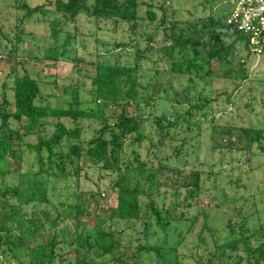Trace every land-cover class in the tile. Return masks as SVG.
<instances>
[{
  "label": "rangeland",
  "instance_id": "rangeland-1",
  "mask_svg": "<svg viewBox=\"0 0 264 264\" xmlns=\"http://www.w3.org/2000/svg\"><path fill=\"white\" fill-rule=\"evenodd\" d=\"M142 1L141 19L131 35L123 32L122 26L112 30L114 22L91 20L86 12L75 19L58 13L55 0H0V102H8L9 112L13 111L10 82L22 74L21 65L39 82L42 94L38 104L56 106L65 104V88L79 82L85 90L91 88L90 77L97 62L134 65L137 50L144 52L139 77L141 92L152 96L149 105L129 109V114L139 119L140 130L147 138L138 145L130 137L118 155L119 169L113 161L111 168L106 169L83 155L68 179L55 186L47 185L50 204L23 206L28 218L34 215L43 220L46 212L50 222L59 220L56 231L38 234L34 241L37 247L30 251L28 260L47 256L48 249L38 246L53 235L58 241L54 264H76L77 241L92 244L99 228L110 234L108 241L117 253L130 257L142 244L164 247L175 264H256L243 250L222 263L217 259L216 240L224 241L228 224H236L239 218V222L248 220L244 228H248L246 235L251 236L252 248L264 246V149L250 147L246 133L249 128L264 130V55L250 56L245 46L238 44L227 61L215 59L209 63L203 49L206 39L195 36L191 43L196 45L200 58L205 59L204 67L199 68L198 76L196 71L175 73L166 52L170 38H179L182 32L187 37L186 30L192 28V23L201 24L210 15L226 20L231 1ZM205 1L209 3L204 5ZM92 3L87 0L85 4L91 8ZM38 6L43 7L42 11L33 15L23 8ZM150 10L156 16L153 21L146 16ZM52 23L57 26V40L51 37ZM231 43L232 39L226 40L227 45ZM48 50H56L59 60H47ZM194 55L192 46L184 52L187 59ZM228 70L233 73L226 78L224 73ZM243 73L247 76L244 80L240 79ZM64 122L69 128L75 127L71 121ZM11 124L21 127L17 122ZM53 124L44 125L40 135L26 137L27 143H36L38 136H53ZM78 126L79 143L86 148L99 134L103 122L80 120ZM181 147L182 152H178ZM32 160L10 156L8 163H1L0 167L10 171V179L14 178L16 185L24 189L28 177L23 173L32 169ZM194 171L200 172L201 191L188 205L185 197L193 188L178 185L183 179L191 182ZM123 176L128 177L124 186L139 184L146 193L141 199L143 206L151 196L163 218H170L171 223L146 222V217L139 222L119 219L114 187ZM177 187L180 194H176ZM106 259L111 261V257L101 259L94 252L89 254L92 264H106ZM149 259L143 262L147 264ZM151 259L155 262L156 256Z\"/></svg>",
  "mask_w": 264,
  "mask_h": 264
},
{
  "label": "trees",
  "instance_id": "trees-1",
  "mask_svg": "<svg viewBox=\"0 0 264 264\" xmlns=\"http://www.w3.org/2000/svg\"><path fill=\"white\" fill-rule=\"evenodd\" d=\"M55 1L56 11L65 16L69 15V18L75 19L80 13L86 12L91 20L114 22L112 30L117 31L118 27H126L121 28L122 31L131 35L137 30V24L141 19L139 12L144 5L142 0H93L89 8L85 4L87 0ZM207 2L209 3L205 1L204 5ZM23 8L28 15L37 14L43 9L42 6L34 9ZM146 16L151 21L156 17L151 10L147 11ZM226 20H217L210 15L203 19L201 24L192 23V28L186 30L187 37L184 32L179 38L171 37V45L167 47L166 52L172 61V71L178 74L196 71V76L199 75V68L204 67L205 59L200 58L196 45L191 43L192 37L195 36L203 41L206 39L203 49L206 50L205 57L209 63L215 59L227 61L228 55L235 51L238 44H243L248 55L252 56L247 37L227 25ZM172 22V28L175 29L176 19L174 18ZM199 26L201 30H197ZM51 28V37L57 40L56 24L52 23ZM227 39H232V43L227 45ZM190 46L193 47L195 55L194 58L187 59L184 52ZM176 51H178L177 56H175ZM45 58L55 62L59 60L56 50L46 51ZM143 59L144 52L137 50L134 65L97 62L96 71L90 77L91 88L85 90L80 82L65 88L62 98L66 99V102L56 106L38 104L42 94L39 82L25 66H20L22 74L15 75L10 82L13 111L9 112L6 109L7 101L0 102V164L8 163L10 156L11 158L20 156L21 161L31 158L33 163L32 169L23 173L28 177L27 186L24 189L16 185L14 178L10 179L13 176L10 171H3L0 167V264H12L8 262L9 260L17 264H54L58 241L51 233L48 241L38 246L48 249L47 256L33 261L28 258L30 251L37 247L34 246V241L38 234L51 229L56 231L59 220L54 219L50 222V214L46 212H43V220L34 215L28 218L23 206L33 203L45 206L50 204L47 185L51 183L55 186L59 181L68 179L83 155L91 159L93 164L103 165L106 169L111 168L110 164L113 161L119 169L118 155L122 153L130 137H133L131 142L138 145L147 138L140 130L139 119L129 114L131 107H136L138 110L142 104L149 105L152 100L151 95L146 96L141 92L139 77ZM243 65L240 64V66ZM232 73V70H228L224 73V77L229 78ZM246 77L243 73L240 79L244 80ZM65 120L74 123L75 127L69 128ZM80 120L103 122L99 134L88 142L86 148L79 143L81 131L78 121ZM12 122L21 124V127L14 128ZM52 123L56 131L53 136H38L36 143H27L26 137L40 135L42 127ZM170 127H176V125H170ZM168 133L169 128H166V134ZM246 133L250 137V147L257 146L260 150L264 149L261 143L264 139V130L249 128ZM181 149L183 147L178 152H182ZM143 170L144 167L141 168V171ZM191 175V182L183 181V179L178 185L193 188L187 192L185 204L195 200L201 191L200 172L194 171ZM127 178L120 177L121 182L115 183L114 190L118 194L117 217L121 220L138 222L146 217V222L154 220L159 224L171 223L170 218H163L162 211L156 206L151 196H148V204L142 205L141 199L146 193L140 189L139 184L134 187L124 186L123 183ZM176 194H180L178 187ZM236 220V224L232 220L233 223L228 224L225 230L228 235L225 240L222 242L216 240V246L219 249L217 259L226 263V259H230L233 253L243 250L255 259L256 264H264V246L253 249L250 243L251 236L246 235L248 228L244 227L248 224V220L243 222H239V218ZM109 235L98 228L92 244L77 241L76 264H92L89 261L91 252L96 253L101 259L111 257V261L108 259L104 261L106 264L108 262L110 264H132V262L146 264L143 261L147 257L150 258L147 264H175L174 260L168 257L169 252L161 246L151 247L139 244L132 257L126 253L119 254L109 243ZM152 256H156L155 262L151 259Z\"/></svg>",
  "mask_w": 264,
  "mask_h": 264
},
{
  "label": "built area",
  "instance_id": "built-area-1",
  "mask_svg": "<svg viewBox=\"0 0 264 264\" xmlns=\"http://www.w3.org/2000/svg\"><path fill=\"white\" fill-rule=\"evenodd\" d=\"M230 1L227 25L247 37L253 55H264V0Z\"/></svg>",
  "mask_w": 264,
  "mask_h": 264
}]
</instances>
